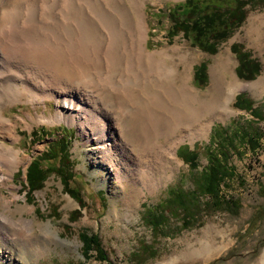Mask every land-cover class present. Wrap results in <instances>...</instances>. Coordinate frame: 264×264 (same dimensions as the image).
I'll return each instance as SVG.
<instances>
[{
    "label": "rangeland",
    "instance_id": "1",
    "mask_svg": "<svg viewBox=\"0 0 264 264\" xmlns=\"http://www.w3.org/2000/svg\"><path fill=\"white\" fill-rule=\"evenodd\" d=\"M16 1L0 0L1 10H8L16 4ZM118 1L121 6L129 7V0ZM186 1L188 0H139L138 4L146 15V53L164 51L170 56L169 64L177 66L179 72L183 73L182 70L186 66L190 68V85L200 94L202 101L207 100L203 103L206 109L201 121L203 124H210L208 135L191 139L188 137L183 142H178V138L175 139L173 136L161 138L158 141L160 145L176 142V157L179 163L173 166L174 171L167 172L160 186L152 187L151 190H142L140 186L136 187L124 181L126 187L118 191L117 187H111L117 184V181L105 182L93 173L95 163L89 158V150L98 145L96 140L86 143L84 134L77 126L65 122L50 123L46 120V117L49 118L50 114H55L60 109L61 101L46 99L34 104L22 96L17 99L11 98L15 101L3 102L4 117L16 122L17 126L14 135L0 132V142L7 148H15L22 160L11 173V177L8 179L6 177V183H0V194L4 199L11 201L6 210V205L10 202L3 203L0 199V211L14 220L19 218L31 220L35 235L40 233L39 227L50 228L59 238L60 244H51L47 254L36 258L21 247H16V252H13L15 254L12 256L9 251L2 248L0 250L6 251L10 257H7V260H0V264H259L264 252V139L258 151L252 153L245 148L239 151L237 156L233 154L229 159L235 169L236 177L226 181L223 194L231 201H237L241 206L236 214L227 210L207 211L206 216L200 215V219L196 220L191 228L172 237L156 236L151 227L144 222L145 208L160 205L170 187L191 185L192 181L188 177L189 165L179 156L181 149L195 151L198 154V164L202 168L208 163L205 151L214 140L212 138L218 128H230L236 121L252 119L248 112L236 108L237 95H245L253 102L254 108L257 107L264 113V5L254 7L248 5L247 15L241 27L230 39L219 46L216 54L211 55L188 42L182 33L177 36H171L168 33L169 27L172 26V18H169L170 11L176 4ZM71 6L74 9L71 21L63 20L59 15L58 24L60 25L57 23L54 25L56 30L55 40L53 39L56 44L54 46L56 48L55 72L67 78L71 77L75 81H78L77 75L80 73L82 79L88 82L89 77L83 72L88 66L90 72L99 73L98 75L102 78L105 73L98 68L96 64L98 60L87 63V58L92 60L96 57L95 50L100 44V33L106 32V24L97 18L98 24L81 26L82 13L76 5ZM19 8L23 10L24 15L32 12L28 6L25 8L18 6V10ZM78 15L82 18L79 19ZM9 16L0 19V29H3L13 18L8 20ZM10 25L12 24H8ZM40 25L41 23L37 25V28ZM98 28L101 32H98ZM35 43V48H42L37 50L38 56H50L45 49L48 47L45 39L38 38ZM233 45H238L241 52L249 53L250 58L259 63L260 73L254 79L246 80L237 75L240 63L232 49ZM87 50L92 52L89 54ZM74 54L84 57L82 63L74 62L72 56ZM132 60L135 63L138 61L136 58ZM202 64L206 68V80L196 82L195 70ZM125 66L128 69L124 73L128 74L130 64L127 63ZM136 67L141 68L140 62L136 63ZM99 76H96L97 79ZM232 78L241 88L232 95L231 113L228 116H221L213 104L216 100L214 98L222 99L223 97L225 102L230 94ZM124 79L126 80V77ZM130 83L121 89L123 96L134 94L130 93ZM137 93L142 97L147 95V100L149 94L157 95L155 89L138 90ZM108 94L106 90L101 96ZM113 99V107H117L118 99L116 97ZM208 106H210L209 109ZM125 121L127 124L130 123L129 120ZM13 122L12 125H14ZM125 126L127 128V125ZM115 127L114 131L118 133V128ZM150 128L151 132L157 130L154 121ZM260 128L264 131V122L260 123ZM33 131L37 133V137L30 143ZM61 139L68 142L74 172L71 188H76L80 192L83 204L71 197L61 177L54 174L48 176L40 189L30 190L27 187V168L31 162L43 154L49 146L59 143ZM133 140L131 137V144L137 145V142ZM3 172L8 174L4 169ZM124 196L132 205L129 216L123 214V205L126 200ZM79 209L80 216H75V212ZM117 213H119L118 219L114 216ZM181 222V216L179 219L177 217L169 221L172 233L176 234L177 228L181 227ZM81 233L99 236L107 252L108 262L97 260L94 253H91L88 259L84 258ZM143 241L155 249V256L133 258V253L139 252ZM0 255L3 254L0 253ZM149 256L151 258H148ZM21 257L23 259H20Z\"/></svg>",
    "mask_w": 264,
    "mask_h": 264
},
{
    "label": "bare ground",
    "instance_id": "2",
    "mask_svg": "<svg viewBox=\"0 0 264 264\" xmlns=\"http://www.w3.org/2000/svg\"><path fill=\"white\" fill-rule=\"evenodd\" d=\"M138 1L129 0L127 8L121 6L118 0H17L8 10L2 11L0 8L1 20L9 15L8 20L13 17L7 20L12 25L6 24L0 29V132L14 135L17 126L16 122L4 117L3 102L15 101L11 98L22 96L34 104L46 99L61 101L60 109L46 120L77 126L84 134L86 143L96 140L98 145L89 150V158L95 163L93 173L102 181H117L111 187H117L118 191L126 187L124 181L140 186L142 190H151L160 186L167 172L174 171L179 163L176 142L160 145L158 141L161 138L173 136L178 138V142H183L188 137H206L210 130V124L201 121L206 109L203 103L207 100L202 101L200 94L190 85V68L186 66L183 73L179 72L177 66L169 64L170 56L164 51L146 53V15ZM71 5H76L82 13L81 26H94L97 18L106 24V32L100 33L96 57L92 60L87 58V63L98 60V68L105 73L102 78L99 73L90 72L88 66L83 69L89 77L88 82L82 79L80 73L77 75L78 81H75L55 72L54 25L58 24L59 15L61 19L71 21L74 16ZM18 6H28L32 12L24 15ZM98 32H101L99 28ZM68 36L71 38L70 32ZM38 38L48 42L45 49L49 57L37 55V50L42 49L35 48ZM72 56L74 62L82 63L84 59L81 55ZM133 58L138 60L136 63L140 62L141 68L136 67ZM127 63L130 64V71L125 74ZM231 80L230 94L225 102L223 97L214 98L213 104L221 116L231 113L232 95L241 88L234 78ZM129 83L130 93L134 94L123 96L121 89ZM144 89H155L157 95L151 93L147 100V95L142 97L137 93ZM106 90L109 94L101 96ZM114 97L118 99L117 107H113ZM125 120L130 123L127 124ZM153 121L157 125L155 132L150 131ZM114 126L118 128V133L114 131ZM131 137L137 145L131 144ZM21 160L15 148H7L0 142V183H6V177H11ZM123 198L126 199V196ZM0 199L3 203L10 202L6 205L7 210L11 201L1 194ZM129 201L126 199L123 205L125 216L131 215L132 205ZM114 216L118 219L119 213ZM39 230L40 233L35 235L31 220H14L0 211V249L5 248L11 256L15 254L16 247H21L36 258L47 254L51 244H60L50 228L44 226ZM6 251L0 250L3 254L0 260L10 257ZM259 264H264V252Z\"/></svg>",
    "mask_w": 264,
    "mask_h": 264
},
{
    "label": "trees",
    "instance_id": "3",
    "mask_svg": "<svg viewBox=\"0 0 264 264\" xmlns=\"http://www.w3.org/2000/svg\"><path fill=\"white\" fill-rule=\"evenodd\" d=\"M264 5V0H188L179 3L170 11L172 26L169 27V35L183 37L192 45L203 52L214 55L219 46L230 39L244 22L246 7ZM232 49L238 56L239 66L237 75L243 79H254L260 73V65L250 58L249 53L241 52L238 45ZM196 82H205L206 68L204 64L195 70ZM236 108L248 112L252 119L248 121H236L230 128H218L205 153L208 156L206 166L200 168L198 154L189 149H181L179 156L189 165L188 177L192 181L189 187H170L167 196L160 205L145 208L144 222L151 227L156 236L172 237L181 231L191 228L200 215L206 216L207 211H230L236 214L241 208L237 201H231L223 194V186L226 181L236 177L235 169L230 164L231 156L238 155L245 148L256 152L260 149L264 139V131L260 123L264 122V113L243 94L236 96ZM41 133V131H40ZM40 136V134L38 135ZM37 137L32 132V143ZM68 142L61 139L59 143L52 144L47 150L34 159L27 168V187L30 190L40 189L42 183L54 174L60 176L71 197L83 204L80 192L71 188L74 180L72 162L68 150ZM81 210L75 212L80 216ZM203 213V214H202ZM182 217L181 227L175 233L170 229L169 221L172 218ZM167 234V235H166ZM83 243V256L88 259L95 254L97 260L108 262V255L103 248L97 234H80ZM155 256V249L147 242L141 243V249L136 256ZM148 258H151L150 256ZM85 264V263H80Z\"/></svg>",
    "mask_w": 264,
    "mask_h": 264
}]
</instances>
